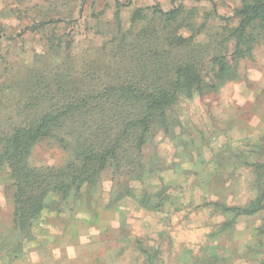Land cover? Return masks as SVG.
<instances>
[{
	"label": "rangeland",
	"instance_id": "obj_1",
	"mask_svg": "<svg viewBox=\"0 0 264 264\" xmlns=\"http://www.w3.org/2000/svg\"><path fill=\"white\" fill-rule=\"evenodd\" d=\"M250 1L0 0V87H11L0 95L1 128L15 123L35 66L66 51L82 63L138 10L175 18L168 31L185 41L167 56L191 58L210 86L181 94L123 173L108 169L69 196L51 194L27 232L15 228L16 188L0 169V264H264V210L230 211L264 193V35L250 31L245 55L233 56L232 30ZM216 55L232 68L223 81L214 79ZM61 137L37 143L29 165L65 169L74 142L66 148Z\"/></svg>",
	"mask_w": 264,
	"mask_h": 264
},
{
	"label": "trees",
	"instance_id": "obj_2",
	"mask_svg": "<svg viewBox=\"0 0 264 264\" xmlns=\"http://www.w3.org/2000/svg\"><path fill=\"white\" fill-rule=\"evenodd\" d=\"M238 16L233 56L242 58L250 31L264 35V0L244 3ZM174 24L175 18L160 9L151 16L138 10L127 31L101 49L79 55L82 63L66 51L63 61L35 66L29 73L15 123L0 126V169L16 188V229L29 231L51 194L69 196L74 188L95 184L108 169L123 173L142 154L153 128L166 127L167 113L181 94L193 98L210 87L191 58L171 61L167 56L185 41L168 31ZM226 58L211 60L216 81L231 74ZM5 87L0 95L11 89ZM58 133L66 148L68 139L74 142L73 161L65 169L31 167L28 159L35 145ZM263 210L264 193L249 207L230 211L254 216Z\"/></svg>",
	"mask_w": 264,
	"mask_h": 264
}]
</instances>
